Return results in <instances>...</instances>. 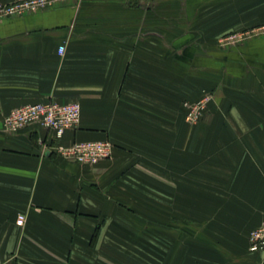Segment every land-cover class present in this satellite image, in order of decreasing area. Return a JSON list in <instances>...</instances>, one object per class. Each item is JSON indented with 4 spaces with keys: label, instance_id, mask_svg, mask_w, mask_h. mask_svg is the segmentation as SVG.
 <instances>
[{
    "label": "crops",
    "instance_id": "obj_1",
    "mask_svg": "<svg viewBox=\"0 0 264 264\" xmlns=\"http://www.w3.org/2000/svg\"><path fill=\"white\" fill-rule=\"evenodd\" d=\"M47 101L80 106L61 143L108 140L111 158L82 166L45 128L4 131ZM263 221L264 0H68L0 20V264H264L248 239Z\"/></svg>",
    "mask_w": 264,
    "mask_h": 264
},
{
    "label": "built area",
    "instance_id": "obj_2",
    "mask_svg": "<svg viewBox=\"0 0 264 264\" xmlns=\"http://www.w3.org/2000/svg\"><path fill=\"white\" fill-rule=\"evenodd\" d=\"M68 0H12L11 2L0 4V20L23 16L46 10L57 4ZM79 1V0H78ZM133 3L145 0H123ZM259 29L250 30L244 33H232L224 36L220 40L221 45L231 46L242 41L245 37L255 35ZM64 47L59 48V53L63 54ZM212 94L205 93L195 102H185V120L190 124L197 123L211 100ZM80 106L74 103H59L57 101L39 102L27 104L12 110L3 119V128L7 133H17L20 130L37 125L49 130L52 133V141L46 143L47 151L61 157L64 160L74 162L82 166H94L99 161L111 158L113 146L108 140L92 142H74L65 145L60 142L63 132L75 127L79 120ZM25 222V216L19 214L16 220L18 226ZM249 251L264 252V221L249 233Z\"/></svg>",
    "mask_w": 264,
    "mask_h": 264
},
{
    "label": "rangeland",
    "instance_id": "obj_3",
    "mask_svg": "<svg viewBox=\"0 0 264 264\" xmlns=\"http://www.w3.org/2000/svg\"><path fill=\"white\" fill-rule=\"evenodd\" d=\"M236 43H238V42H236ZM226 47H228V46H226Z\"/></svg>",
    "mask_w": 264,
    "mask_h": 264
}]
</instances>
